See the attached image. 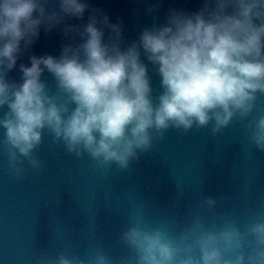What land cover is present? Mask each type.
I'll return each mask as SVG.
<instances>
[{
	"label": "clouds",
	"instance_id": "obj_1",
	"mask_svg": "<svg viewBox=\"0 0 264 264\" xmlns=\"http://www.w3.org/2000/svg\"><path fill=\"white\" fill-rule=\"evenodd\" d=\"M152 12L163 0H141ZM91 0H0V153L12 175L40 169L45 134L100 169H128L171 128L220 133L245 123L264 150V0H200L170 6L135 38ZM73 18L79 20L74 23ZM59 31L58 54L36 53ZM26 57V59H25ZM16 69L19 78L9 74ZM183 188V186H180ZM217 199L201 208L214 212ZM119 264H264V213L247 222L197 213L179 232L137 215L120 234ZM44 264H117L104 248Z\"/></svg>",
	"mask_w": 264,
	"mask_h": 264
},
{
	"label": "water",
	"instance_id": "obj_2",
	"mask_svg": "<svg viewBox=\"0 0 264 264\" xmlns=\"http://www.w3.org/2000/svg\"><path fill=\"white\" fill-rule=\"evenodd\" d=\"M170 6L196 9L200 0H163L152 12L141 0H91L84 20L93 8L103 9L112 21H124L131 39L162 21ZM63 42L59 31H42L33 51L58 54ZM9 75L19 78L16 69ZM38 153L42 167H28L21 178L0 153V264H44L60 253L87 258L101 247L119 264L132 256L120 234L137 215L175 233L197 213L242 223L264 213V150L250 144L239 120L216 135L171 128L128 169H100L47 133ZM208 196L217 199L212 213L201 208Z\"/></svg>",
	"mask_w": 264,
	"mask_h": 264
}]
</instances>
